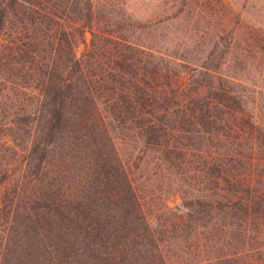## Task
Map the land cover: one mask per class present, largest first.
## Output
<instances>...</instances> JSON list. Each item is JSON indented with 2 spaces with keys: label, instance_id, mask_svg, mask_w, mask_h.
<instances>
[{
  "label": "trees",
  "instance_id": "obj_1",
  "mask_svg": "<svg viewBox=\"0 0 264 264\" xmlns=\"http://www.w3.org/2000/svg\"><path fill=\"white\" fill-rule=\"evenodd\" d=\"M1 35L0 264H167L110 121L167 162L196 157L215 185H241L229 168L258 150L259 130L217 96L183 103L148 55L95 28L91 0H0ZM195 135L210 149L185 142Z\"/></svg>",
  "mask_w": 264,
  "mask_h": 264
},
{
  "label": "rangeland",
  "instance_id": "obj_2",
  "mask_svg": "<svg viewBox=\"0 0 264 264\" xmlns=\"http://www.w3.org/2000/svg\"><path fill=\"white\" fill-rule=\"evenodd\" d=\"M91 2L95 28L148 55L183 103L217 96L220 110L224 103L234 111L226 114L230 121L259 130L258 150L243 147L246 159L229 168L242 181L234 194L230 184L215 185L210 169L195 172L202 168L196 157L187 165L167 162L136 132L108 123L163 259L167 264H264V202L249 203L242 192L249 187L264 193V0ZM82 50L80 45L78 53ZM185 142L203 150L213 144L197 135Z\"/></svg>",
  "mask_w": 264,
  "mask_h": 264
}]
</instances>
